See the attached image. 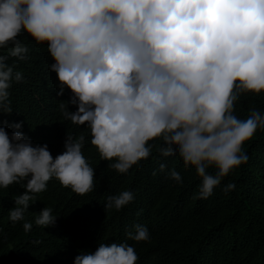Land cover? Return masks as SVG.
<instances>
[{"label": "clouds", "instance_id": "9594fccd", "mask_svg": "<svg viewBox=\"0 0 264 264\" xmlns=\"http://www.w3.org/2000/svg\"><path fill=\"white\" fill-rule=\"evenodd\" d=\"M24 33L36 45L47 43L57 95L65 89L72 94L68 103L77 110L63 111L64 118L86 125L101 160H114L109 166L120 174L148 159L149 142L161 140L159 153L178 155L185 169H194L201 182L193 198L206 200L248 162L244 144L264 131V112L257 108L246 118L234 114L241 96L264 93V0H0V49L8 50L0 55V113L13 111L9 89L24 80L7 63L9 57L29 58L18 39ZM84 143V135H68L65 151L53 158L46 144L34 146L21 131L9 136L0 126V188H25L9 211L11 222L24 220L52 179L78 195L93 190L95 172ZM166 168L159 165L161 172ZM168 175L183 182L175 169ZM235 187L229 183L223 191ZM133 199L124 190L109 196L104 208L120 211ZM52 211L45 207L35 224L54 225ZM23 229L30 231L32 223ZM127 235L137 243L150 239L144 225ZM138 259L127 243H99L74 264Z\"/></svg>", "mask_w": 264, "mask_h": 264}, {"label": "trees", "instance_id": "16d2710c", "mask_svg": "<svg viewBox=\"0 0 264 264\" xmlns=\"http://www.w3.org/2000/svg\"><path fill=\"white\" fill-rule=\"evenodd\" d=\"M18 39L29 48V58L7 61L24 80L12 83L13 111L0 113V126L9 136L21 131L34 146L46 144L53 158L65 151L68 135L74 139L84 135L82 152L95 177L93 190L84 195L50 180L46 191L30 202L24 220L16 223L9 220V211L25 188L23 184L0 188V264H74L76 256L95 252L99 243L114 242L134 246L136 264H264V131L257 130L244 144L248 162L225 177L206 200L193 198L201 182L195 170L185 169L178 155L159 153L161 140L149 142L153 149L148 159L120 174L109 166L114 160H101L87 126L64 118L63 111L77 108L68 103L70 90L57 95V76L49 69L55 61L47 43L36 45L26 33ZM7 51L0 49V55ZM252 108L264 112V93L241 96L234 114L246 118ZM15 123L22 127H11ZM161 163L167 165L164 172L159 170ZM172 169L181 174L182 183L169 178ZM229 183L236 187L225 193ZM124 190L134 193L132 202L120 211L104 208L109 196ZM45 207L52 208L56 220L44 228L35 224V218ZM25 222L32 223L28 232ZM136 225L148 228L149 241L128 238Z\"/></svg>", "mask_w": 264, "mask_h": 264}]
</instances>
